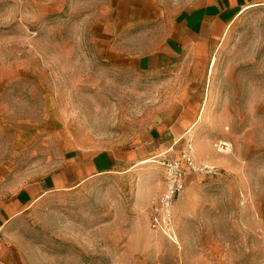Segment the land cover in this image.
I'll use <instances>...</instances> for the list:
<instances>
[{"label": "rangeland", "instance_id": "374dc122", "mask_svg": "<svg viewBox=\"0 0 264 264\" xmlns=\"http://www.w3.org/2000/svg\"><path fill=\"white\" fill-rule=\"evenodd\" d=\"M203 3L0 0V203L58 170L82 136L132 149L176 122L182 94L203 110L164 159L155 152L13 219L0 233V264H264V8L231 26L195 92L174 66L146 64L185 56ZM189 140L211 173L187 175L170 240L152 230L151 202L166 191L164 164ZM221 141L231 153H218Z\"/></svg>", "mask_w": 264, "mask_h": 264}, {"label": "crops", "instance_id": "0c3cea01", "mask_svg": "<svg viewBox=\"0 0 264 264\" xmlns=\"http://www.w3.org/2000/svg\"><path fill=\"white\" fill-rule=\"evenodd\" d=\"M256 8H264V0H204L191 27L183 36L185 56L175 58L168 53H159L147 60V66L156 72L174 66V70L188 76V85L195 92L231 26L247 11ZM197 57L199 63L196 66ZM178 61L183 66L180 69L176 68ZM180 97L177 101L185 107L176 122L165 125L162 130L156 128L146 132L140 136L142 138H139L135 148L99 147L100 144L89 136H82L79 142L71 143L58 170L25 186L12 200L0 203V233L13 219L50 194L72 191L107 174H127L136 167L149 163L155 152H160L155 158H163L171 153L173 147L166 146L170 142L177 144L184 132L194 128L195 120H198L197 114L203 112L200 105L190 101L185 94ZM3 245L0 242V247Z\"/></svg>", "mask_w": 264, "mask_h": 264}, {"label": "built area", "instance_id": "2783aa9c", "mask_svg": "<svg viewBox=\"0 0 264 264\" xmlns=\"http://www.w3.org/2000/svg\"><path fill=\"white\" fill-rule=\"evenodd\" d=\"M217 151L227 155L232 152V146L228 142H219ZM194 145L189 140L187 148L182 152L180 159L165 163L167 188L159 198H153L151 202V228L170 240L176 238L174 229L173 207L175 199L181 194L187 175L190 173H211L208 168L200 166L193 154Z\"/></svg>", "mask_w": 264, "mask_h": 264}]
</instances>
